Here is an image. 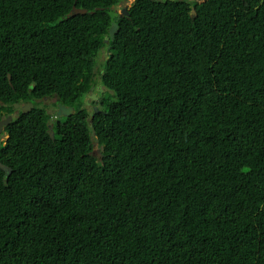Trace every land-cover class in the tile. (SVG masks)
Here are the masks:
<instances>
[{"label":"trees","instance_id":"trees-1","mask_svg":"<svg viewBox=\"0 0 264 264\" xmlns=\"http://www.w3.org/2000/svg\"><path fill=\"white\" fill-rule=\"evenodd\" d=\"M127 1L0 0V264H264V0Z\"/></svg>","mask_w":264,"mask_h":264},{"label":"water","instance_id":"water-1","mask_svg":"<svg viewBox=\"0 0 264 264\" xmlns=\"http://www.w3.org/2000/svg\"><path fill=\"white\" fill-rule=\"evenodd\" d=\"M151 1H154V0H151ZM75 13L85 14V11H75ZM191 14H192L193 16H195V12H194V10L191 11ZM127 15H128V13H127V8H124V9L121 11V13H120L119 16H120V17H123V16H127ZM117 29H118V27H117L116 24H112V25H111V27H110L109 30H108V39L113 40L115 34L117 33ZM106 40H107V39H105V41H106ZM88 98H89L90 100L94 101V102L97 101L95 95L88 96ZM32 107H33V105H32L31 103L26 104V105L23 106V108L21 109V114H28V113L31 111ZM14 109H15V110L19 109V106H18V105H14ZM93 112H94V113H98V109H97L96 107H93ZM72 113H73V109H72V108H67V107H65V106H63V105H60V106H58V108H57V112H56V117H55V119H56V120H60V119H62V118H68ZM91 121H92V117L89 118V122H91ZM11 122H12V117H11V116H8V117H6L5 119H3V120L0 121V135H1L2 132H3V129H4L5 127H7ZM49 133H50V137L53 139V132L51 131V129H50V132H49ZM0 169L3 170V171H5V172L8 170L5 166H3V165H1V164H0Z\"/></svg>","mask_w":264,"mask_h":264},{"label":"flooded vegetation","instance_id":"flooded-vegetation-1","mask_svg":"<svg viewBox=\"0 0 264 264\" xmlns=\"http://www.w3.org/2000/svg\"><path fill=\"white\" fill-rule=\"evenodd\" d=\"M41 106L45 107L46 108V113L48 115H50V120H56L55 117H56V112H57V108L58 106H60V104L56 103V100L55 99H46V98H43L42 99V102H41ZM27 103H22V102H19V104H15V105H18L19 106V109L15 110L13 115L11 116L12 117V120L16 119L17 116H19V114L21 113V109L23 108V106H25ZM32 105H36L37 102L35 103H31ZM93 107H91V109L93 110ZM33 108V107H32ZM32 110V109H31ZM8 117V116H7ZM5 119V118H4ZM3 120V119H2ZM61 120V119H60ZM5 137V135H3V132L2 134L0 135V137Z\"/></svg>","mask_w":264,"mask_h":264},{"label":"rangeland","instance_id":"rangeland-1","mask_svg":"<svg viewBox=\"0 0 264 264\" xmlns=\"http://www.w3.org/2000/svg\"><path fill=\"white\" fill-rule=\"evenodd\" d=\"M131 1L132 0H129V1H127L126 3H123V4H121V6L120 7H118V8H116V13L118 14V15H120V13H121V11L124 9V8H127L130 4H131ZM104 55V54H103ZM98 96V95H97ZM91 104L87 101L86 102V104H85V108L90 112L91 111ZM15 110V109H14ZM63 119V118H62ZM61 119V120H62ZM54 122H55V120H49V124L50 125H52V124H54ZM6 139V137H0V142H4V140Z\"/></svg>","mask_w":264,"mask_h":264},{"label":"clouds","instance_id":"clouds-1","mask_svg":"<svg viewBox=\"0 0 264 264\" xmlns=\"http://www.w3.org/2000/svg\"><path fill=\"white\" fill-rule=\"evenodd\" d=\"M13 121V120H12Z\"/></svg>","mask_w":264,"mask_h":264}]
</instances>
